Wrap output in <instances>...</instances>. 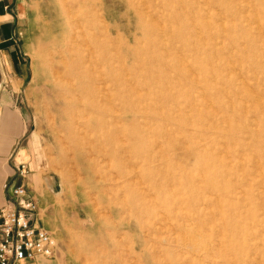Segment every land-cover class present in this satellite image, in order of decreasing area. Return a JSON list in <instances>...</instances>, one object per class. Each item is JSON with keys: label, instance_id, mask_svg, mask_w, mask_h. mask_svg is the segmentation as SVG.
Returning <instances> with one entry per match:
<instances>
[{"label": "rangeland", "instance_id": "rangeland-1", "mask_svg": "<svg viewBox=\"0 0 264 264\" xmlns=\"http://www.w3.org/2000/svg\"><path fill=\"white\" fill-rule=\"evenodd\" d=\"M56 1L15 0L0 45V194L24 186L57 243L18 264H264V0H143L141 21L86 0L115 29L103 130L64 53L79 4Z\"/></svg>", "mask_w": 264, "mask_h": 264}, {"label": "bare ground", "instance_id": "bare-ground-1", "mask_svg": "<svg viewBox=\"0 0 264 264\" xmlns=\"http://www.w3.org/2000/svg\"><path fill=\"white\" fill-rule=\"evenodd\" d=\"M64 4V0H57ZM56 1V2H57ZM92 1V0H89ZM145 1V0H144ZM79 4V10L78 13H74L69 9H66L65 15L68 20L69 24V43L66 46L64 53L66 51L71 52L72 54V62L69 65H67V68L69 71L73 74L74 77L78 80H82L83 83H87L82 89L78 90V94L81 96L78 97L77 93L76 97L74 99H77V101L80 102V107L85 111L82 114H85L86 118L88 120H93L98 130H103L106 126L112 128L113 127V118L109 115V113H105V107L106 105H112V96L109 93V82L106 80L105 77V66L99 65L98 60V53L101 49V46H104V52L107 55L108 53L111 55V46L113 45V38H112V32L115 31V29L107 24V20L104 14L100 13L95 7H87L86 0H77ZM132 8L135 11V15L139 20L144 18V16L148 14V9L145 8V3L143 0H131ZM136 2V4H135ZM146 5H147V1ZM92 3V2H91ZM59 4V3H58ZM61 5V4H60ZM148 6V5H147ZM89 8V9H87ZM146 9V10H145ZM80 11V13H79ZM150 11V10H149ZM61 12V11H60ZM62 14V13H61ZM62 14L61 16H63ZM149 18V17H148ZM146 19V18H145ZM147 21V20H146ZM158 21V20H156ZM153 22V21H152ZM67 23V21H66ZM193 23V22H192ZM194 25V23H193ZM209 26V25H208ZM196 28V26L194 27ZM102 30L103 33L100 32ZM202 30V29H200ZM199 30V31H200ZM146 31V30H144ZM198 31V30H197ZM198 31V32H199ZM203 31V30H202ZM197 32V34H198ZM208 32V31H207ZM118 34V33H117ZM201 34V33H200ZM199 34V35H200ZM203 34V33H202ZM207 36V35H206ZM102 37V39H101ZM204 37V36H202ZM211 37V36H210ZM209 37V38H210ZM197 38V37H196ZM212 38V37H211ZM210 38V39H211ZM195 39V38H194ZM213 39V38H212ZM184 40V39H183ZM188 40V39H186ZM203 40V39H202ZM118 41V40H117ZM210 41V40H209ZM202 42V41H201ZM205 43V42H204ZM119 45V44H118ZM195 45V44H194ZM206 45V44H205ZM204 45V46H205ZM115 46V45H114ZM130 46V45H128ZM117 47V46H116ZM114 47V50L115 48ZM127 47V46H126ZM119 48V46H118ZM140 48V47H138ZM142 48V46H141ZM127 49V48H126ZM144 49V48H143ZM154 50V49H153ZM189 50V49H188ZM116 51V50H115ZM137 51V50H136ZM135 51V52H136ZM144 52V50L142 51ZM146 52V51H145ZM154 52V51H153ZM195 52V51H194ZM193 52V53H194ZM202 52V51H201ZM211 52V51H210ZM117 53V52H116ZM189 53V51H188ZM147 54V53H146ZM202 54V53H201ZM209 54V52H208ZM60 55V54H59ZM119 55V54H118ZM117 55V56H118ZM148 55V54H147ZM198 55V54H197ZM61 56H64L63 54ZM101 56V55H100ZM112 56V55H111ZM123 56V55H122ZM200 56V55H199ZM202 56V55H201ZM116 57V56H115ZM121 57V56H120ZM182 57V56H181ZM195 57V56H194ZM106 58V57H105ZM108 58V57H107ZM125 58V56H124ZM128 58V57H127ZM191 58V57H190ZM184 59V57H183ZM122 60V59H121ZM144 60V59H143ZM181 60V59H180ZM179 60V61H180ZM185 60V59H184ZM125 61V60H124ZM122 61V62H124ZM186 61V60H185ZM202 61V60H201ZM102 63V62H101ZM187 64V62H185ZM196 63V61H194ZM114 60L112 57L107 59L106 66L108 67L106 70H109L111 73L116 69L114 66ZM191 64V63H190ZM205 64V63H204ZM142 65V64H141ZM182 65V63H181ZM180 65V66H181ZM65 66V65H64ZM126 66V64H125ZM136 67V65H135ZM194 67V66H193ZM66 68V69H67ZM123 69V68H122ZM136 69V68H135ZM191 69V68H190ZM199 69V68H198ZM124 70V69H123ZM127 70V69H126ZM125 70V71H126ZM138 70V69H137ZM201 70V69H200ZM187 71V70H186ZM205 71V70H204ZM203 71V72H204ZM128 72V70H127ZM138 72V71H137ZM194 72V71H193ZM200 72V71H199ZM202 72V73H203ZM141 73V72H140ZM192 73V72H191ZM71 74V75H72ZM128 74V73H127ZM149 74V73H148ZM195 74V73H194ZM139 76V74H138ZM152 77V76H151ZM194 77V76H193ZM193 77L190 79L193 80ZM109 78V77H108ZM160 78V77H159ZM158 78V79H159ZM196 78V76H195ZM75 79V80H76ZM141 79V78H140ZM148 79V78H147ZM189 79V78H188ZM110 80V79H109ZM130 80V79H129ZM152 80V79H151ZM191 80V82H192ZM199 80V79H198ZM113 82V81H112ZM159 82V81H158ZM167 82V81H166ZM186 82V81H185ZM199 82V81H198ZM151 83V82H150ZM171 83V82H170ZM139 84V83H138ZM154 84V83H153ZM180 84V83H179ZM140 85V84H139ZM170 85V84H169ZM187 85V84H186ZM132 86V85H131ZM194 87V86H192ZM180 88V87H179ZM136 89V88H134ZM168 89V88H167ZM74 91L72 85H69V87L64 88V91H67L68 95H73L71 91ZM158 90V89H156ZM63 91V92H64ZM76 91V90H75ZM117 91V90H116ZM113 92V91H112ZM145 93V92H144ZM132 94V93H131ZM142 94V93H141ZM149 94V93H148ZM84 98H87V105H83L81 102ZM134 98H139L138 96ZM68 99V98H67ZM73 99V98H72ZM116 99V98H113ZM120 99V98H119ZM140 99V98H139ZM138 99V100H139ZM117 100V99H116ZM134 101V100H133ZM141 101V100H140ZM139 101V102H140ZM155 102V101H154ZM171 102V101H170ZM124 103V102H123ZM163 103V102H162ZM66 104V103H65ZM70 104V102H69ZM156 104V103H155ZM114 106V105H113ZM170 107V106H169ZM114 108V107H113ZM123 108V107H122ZM140 108V107H139ZM178 108V107H177ZM79 110V108H78ZM136 111V109H134ZM191 110V108H190ZM80 111V110H79ZM78 111V112H79ZM82 111V110H81ZM160 111V109H159ZM77 112V111H76ZM75 112V113H76ZM115 112V110H114ZM146 112V110H145ZM144 112V113H145ZM136 113V112H135ZM248 113V112H247ZM126 115V114H125ZM147 115V114H146ZM77 116V115H76ZM123 116V115H122ZM71 117V115H70ZM146 117V116H145ZM72 118V117H71ZM142 118V117H141ZM120 119V118H119ZM143 119V118H142ZM73 120V119H72ZM79 120V119H78ZM84 120V119H83ZM141 120V119H140ZM148 120V119H147ZM84 123V122H83ZM115 123V122H114ZM118 123V122H117ZM116 124V123H115ZM141 124V123H140ZM115 126V125H114ZM118 126V125H117ZM120 126V125H119ZM123 127V126H122ZM134 127V126H133ZM106 130V129H105ZM122 134V131H121ZM105 138H107L109 141L112 140L110 135H106ZM123 139V138H122ZM121 141H124L121 140ZM125 142V141H124ZM125 144V143H124ZM121 173V172H120ZM131 175V174H130ZM134 175V174H133ZM131 175V176H133ZM134 178V177H133ZM125 180V179H124ZM129 180V179H127ZM137 181V179H136ZM140 181V180H138ZM129 181H126L124 183H127ZM131 182V181H130ZM129 182V183H130ZM123 183V184H124ZM136 184V183H135ZM140 186V185H139ZM137 192V190H136ZM143 201V200H142ZM185 236V234H184ZM194 246V245H193ZM204 259V258H203ZM206 259V258H205Z\"/></svg>", "mask_w": 264, "mask_h": 264}, {"label": "built area", "instance_id": "built-area-1", "mask_svg": "<svg viewBox=\"0 0 264 264\" xmlns=\"http://www.w3.org/2000/svg\"><path fill=\"white\" fill-rule=\"evenodd\" d=\"M18 172L21 176L25 174ZM7 192V204L0 209V264L54 257L57 243L38 225L39 208L35 200L24 186L11 187Z\"/></svg>", "mask_w": 264, "mask_h": 264}, {"label": "crops", "instance_id": "crops-1", "mask_svg": "<svg viewBox=\"0 0 264 264\" xmlns=\"http://www.w3.org/2000/svg\"><path fill=\"white\" fill-rule=\"evenodd\" d=\"M15 0H0V45L5 44L6 42L9 43L12 41L13 34L11 31V15H10V8L13 5ZM6 23V24H5ZM5 24V25H4ZM8 50V49H6ZM7 52V51H5ZM8 53V52H7ZM0 68L3 70L1 66V56H0ZM3 73V72H2ZM15 183L19 185V181L16 180ZM14 183V184H15ZM0 194V209L3 208L7 203V196L9 193H2Z\"/></svg>", "mask_w": 264, "mask_h": 264}, {"label": "water", "instance_id": "water-1", "mask_svg": "<svg viewBox=\"0 0 264 264\" xmlns=\"http://www.w3.org/2000/svg\"><path fill=\"white\" fill-rule=\"evenodd\" d=\"M0 80H1V68H0Z\"/></svg>", "mask_w": 264, "mask_h": 264}]
</instances>
